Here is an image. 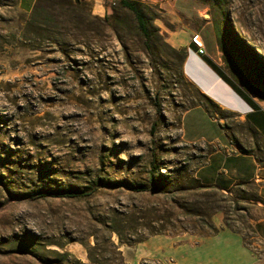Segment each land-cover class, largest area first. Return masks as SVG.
Instances as JSON below:
<instances>
[{
  "label": "rangeland",
  "instance_id": "obj_1",
  "mask_svg": "<svg viewBox=\"0 0 264 264\" xmlns=\"http://www.w3.org/2000/svg\"><path fill=\"white\" fill-rule=\"evenodd\" d=\"M122 1L37 0L33 13L31 0H0V264H90L97 241L100 264H118L119 252L126 264H204L222 256L202 245L206 221L264 264L252 190L177 189L195 186L186 175L209 146L182 138L184 112L203 97L168 39L203 29L213 45L209 23L213 56L264 98V0H130L149 34ZM212 111L264 160L250 124ZM154 154L177 182L137 191L150 185Z\"/></svg>",
  "mask_w": 264,
  "mask_h": 264
},
{
  "label": "crops",
  "instance_id": "obj_2",
  "mask_svg": "<svg viewBox=\"0 0 264 264\" xmlns=\"http://www.w3.org/2000/svg\"><path fill=\"white\" fill-rule=\"evenodd\" d=\"M31 1V7L26 10H32L37 0ZM207 26L210 33L211 30L214 32L213 45L202 35L203 29L193 34L200 33L208 54L214 57L213 54L218 52L217 38L213 27L211 29L209 23ZM193 34L186 30L168 34L170 42L187 48L185 78L224 110L250 124L264 141V98L249 94L237 86L222 65L216 63L215 57L212 59L207 54L198 53L197 47L191 42ZM223 124L222 119L210 113L206 107L195 105L182 116V138L190 144L217 146L195 171L202 183L229 196H234L237 192L253 191L254 197L246 200L255 204L259 210L258 215L253 218V224L257 238L264 243V164H260L255 155L242 153L223 128ZM219 228L217 233L204 237L202 245L209 249L212 244H216L222 256L206 258L204 264H253V257L239 238L233 237L226 229Z\"/></svg>",
  "mask_w": 264,
  "mask_h": 264
},
{
  "label": "trees",
  "instance_id": "obj_3",
  "mask_svg": "<svg viewBox=\"0 0 264 264\" xmlns=\"http://www.w3.org/2000/svg\"><path fill=\"white\" fill-rule=\"evenodd\" d=\"M71 1L73 2L75 0H71ZM122 2L127 8H129L130 10H132L135 13V15H136V17H137V19L139 21L140 27L143 30V32L145 34H149V27H150L149 23L146 20L143 11L139 8L138 4H136V3H134L133 1H130V0H123ZM35 6L33 8V13H35V10H36ZM178 52L182 53L183 54V59L186 60V57H187V54H188L187 48L183 47V48L179 49ZM202 97H203V101L198 102L195 105H202V106L206 107L207 110L210 113H212V114H214V112L212 111V108H215V109H218V110H221V111H226L218 103H216L212 98H210L209 96H207L205 94H202ZM195 105H193V106H195ZM193 106H191V107H193ZM191 107H189V108H191ZM223 128L226 129L225 124H223ZM255 132L257 133L256 130H255ZM234 142L237 145L238 149L242 153L253 154V155H255L257 157V160L259 161L260 164H264V160L260 159L255 154V152L253 150L247 149L241 143L237 142V140L234 141ZM208 146H209L208 153H211L212 151H215L217 149V146H215V145H208ZM150 164L153 165V168L150 169L149 177H148L150 185H141L140 188L135 189V190H137V191H156V192H161L163 190L162 187H161L162 185H164L166 183H171L172 184L174 182H177L176 177H174L172 174L163 173L161 171V168H160L161 162H160V159L158 158V156L156 154H154L153 157L151 158ZM186 179L188 180V182H190L191 184H194L195 186H192V187H180V188H177V189L186 190V189H192V188H195V187L196 188L200 187V188H203V189H215L214 187H212L210 185H206V184L202 183L200 181V179L197 178L196 174L193 171H191L189 174L187 173ZM77 195H80V194L79 193H75V196H77ZM208 210L210 211V214H214L216 209H214L213 207H210ZM189 212L190 213L194 212L196 215L203 217L204 220H206L205 217L209 216L207 211L204 210V209H196L195 211L193 210V211H189ZM206 224L210 228V230L212 231V234H215V233L218 232V228L213 222L206 221ZM163 232H164L163 229H155V231H154L155 234H159V233H163ZM98 244H99V242L97 241L95 246L89 248V258H90V261H91L90 264H100V261L97 260V258L95 257V255L92 252V251L98 249ZM119 255H120V258H119V263L118 264H126L125 259L123 258V256H121V252H119ZM81 264H85V263H81Z\"/></svg>",
  "mask_w": 264,
  "mask_h": 264
},
{
  "label": "built area",
  "instance_id": "obj_4",
  "mask_svg": "<svg viewBox=\"0 0 264 264\" xmlns=\"http://www.w3.org/2000/svg\"><path fill=\"white\" fill-rule=\"evenodd\" d=\"M191 42H192V44H194L197 47L198 53L205 54V55L206 54L209 55L208 54V51H207V47L205 45V42H204L203 38L201 37L200 33L193 34L192 35V38H191ZM217 53H219V52H217ZM210 57L212 59L214 58L212 56H210ZM214 59H215L216 63H218L219 65H222L220 63L222 61V57L221 56L218 57L217 59L216 58H214Z\"/></svg>",
  "mask_w": 264,
  "mask_h": 264
}]
</instances>
